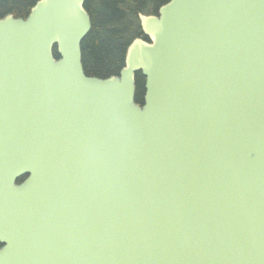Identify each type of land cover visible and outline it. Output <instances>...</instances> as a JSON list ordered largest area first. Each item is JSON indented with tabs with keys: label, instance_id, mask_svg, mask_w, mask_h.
<instances>
[{
	"label": "water",
	"instance_id": "obj_1",
	"mask_svg": "<svg viewBox=\"0 0 264 264\" xmlns=\"http://www.w3.org/2000/svg\"><path fill=\"white\" fill-rule=\"evenodd\" d=\"M86 1L0 17V264H264V0L140 13L108 78Z\"/></svg>",
	"mask_w": 264,
	"mask_h": 264
},
{
	"label": "trees",
	"instance_id": "obj_2",
	"mask_svg": "<svg viewBox=\"0 0 264 264\" xmlns=\"http://www.w3.org/2000/svg\"><path fill=\"white\" fill-rule=\"evenodd\" d=\"M39 0H0V17L9 14L27 18ZM170 0H87L92 29L82 43L83 64L89 76L108 78L120 75L129 46L142 32L139 14L157 15ZM148 40V39H147ZM136 101L144 102L146 78L136 76Z\"/></svg>",
	"mask_w": 264,
	"mask_h": 264
},
{
	"label": "flooded vegetation",
	"instance_id": "obj_3",
	"mask_svg": "<svg viewBox=\"0 0 264 264\" xmlns=\"http://www.w3.org/2000/svg\"><path fill=\"white\" fill-rule=\"evenodd\" d=\"M30 174L29 173H25L24 175H22L20 178L17 179V184H21L24 181H26L29 178ZM2 244H0V248H2Z\"/></svg>",
	"mask_w": 264,
	"mask_h": 264
}]
</instances>
